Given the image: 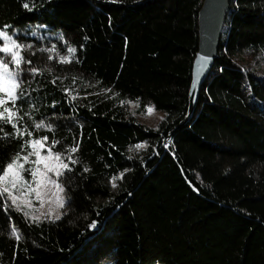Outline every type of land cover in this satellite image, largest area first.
<instances>
[{"label": "trees", "instance_id": "16d2710c", "mask_svg": "<svg viewBox=\"0 0 264 264\" xmlns=\"http://www.w3.org/2000/svg\"><path fill=\"white\" fill-rule=\"evenodd\" d=\"M203 1L0 0V30L76 49L23 77L6 105L25 135L0 125V169L47 136L71 171L57 181L60 219L0 197V264H264V0L230 1L190 112ZM132 102L165 116L147 125Z\"/></svg>", "mask_w": 264, "mask_h": 264}, {"label": "snow or ice", "instance_id": "6c2138e0", "mask_svg": "<svg viewBox=\"0 0 264 264\" xmlns=\"http://www.w3.org/2000/svg\"><path fill=\"white\" fill-rule=\"evenodd\" d=\"M25 9H29V4H23ZM30 10V9H29ZM7 27V26H6ZM0 41H3V45L0 46V53H4L10 56V59L6 63L4 59H0V125L11 124L15 129L14 133L11 135L13 137H23L25 133L17 127V124L14 121L21 120L22 117L19 116L18 111H13V107H15L16 101L20 98V95H23L24 88L22 87V83L20 81L21 72L24 70L21 65L22 63L31 64L30 60H24V58L20 55V52L17 49L22 50L25 46L17 44L15 40L12 39L11 36L7 34L6 31L0 30ZM27 47H31L30 45ZM68 52L70 54L69 57H60L61 63H71V54L76 52L75 48H68ZM14 65L15 70L10 69L9 65ZM28 71L32 74H39L40 69L35 67L29 68ZM47 71H51L48 69ZM55 83V81H53ZM106 91H111L107 89ZM19 92L20 95H17ZM75 99V97H72ZM11 103L13 107H7ZM153 109H148V112H153ZM163 119V118H161ZM37 129L42 127H50L47 126L41 121L35 125ZM2 130V129H0ZM10 134L4 133L3 138H7ZM27 135L31 136V133H27ZM48 141V137L45 136L41 139H32L24 141L21 148V153L24 151L27 154L18 153L14 157L11 158L10 162L6 163L2 169H0V197H4L6 200L11 202V206L18 212H23L25 216H28L29 213L24 212V207L31 208L32 204L28 200H24L23 204L19 201V197L13 195V191L24 192L27 190L28 192H35L37 200H40V192L39 188L42 184H51L53 185L59 193L64 192V188L57 181L59 177L63 175V170L71 171L69 165L63 162L61 153H53L52 148L58 143V141L53 140L50 146L46 147ZM137 148L146 147V145H137ZM42 151H46V155H42ZM69 153H75L78 151V145L76 147H72L68 150ZM69 154L68 160L75 164L76 161L71 159V155ZM34 157V159H33ZM31 165L28 168H25V165ZM42 166V167H41ZM27 171L31 177L32 182L36 184V188L31 186L29 181H26L23 177V172ZM84 171H88L87 168ZM49 173H53L56 179H53ZM120 179L123 178V173H121ZM115 179L113 178V187L116 186ZM64 198L60 195L56 196V204L57 208H62L64 206ZM5 208L8 207L7 204L4 205ZM49 211H53L49 209ZM34 221H38L39 217L32 216ZM55 219H60V214L57 213L55 215ZM12 235L16 237V239H20V235L15 228L12 229Z\"/></svg>", "mask_w": 264, "mask_h": 264}, {"label": "rangeland", "instance_id": "374dc122", "mask_svg": "<svg viewBox=\"0 0 264 264\" xmlns=\"http://www.w3.org/2000/svg\"><path fill=\"white\" fill-rule=\"evenodd\" d=\"M9 36H11L12 39L17 42V44L25 46L22 50L17 49V51L20 52V55L24 58V60H30L29 54L31 53H37L38 56L41 57V60L38 63H33V64L22 63L21 67L24 70L21 72L20 81L23 79V77H29L30 75H32V73L28 71L29 68L35 67L37 69H40V66L42 64H44L45 66H48L51 63L50 58L60 59V57H63L62 51L58 48L52 47L48 49L46 48V46L41 48V46H39L38 43L36 42H31L29 40H19L14 35H9ZM29 45L31 47H27ZM2 59H4L5 62L7 63L8 60L10 59V56L4 54ZM9 67L13 71L15 70L14 65L10 64ZM130 106L132 110L137 114L138 118L142 122L150 126L155 125L161 118L165 116L164 112L157 110L152 105H148L146 110H139L140 106L138 105L137 102H132ZM150 108L154 110L151 113L148 112V109ZM41 154L46 155L47 153L46 151L45 152L42 151ZM30 166L31 165L26 164L25 168H28ZM22 175L26 181H29L31 183V186L33 188L37 187L36 184L32 182L31 177L27 171L23 172ZM49 175L53 179H56L53 173H49ZM38 190L40 192V200H37L35 192H28L27 190H25L24 192L15 191V190L13 191V195H16L17 197H19L18 202H20L21 204H23L24 200H28L31 202L32 204L31 208H28L26 206L24 207V212L29 213L28 217L30 219H32V216H37L39 218L45 215L49 217H55L57 213L61 214V208H57L56 196L60 195L64 198V194L59 193L58 190L51 184H42ZM49 209H52L53 211H49ZM101 264H109V260H105Z\"/></svg>", "mask_w": 264, "mask_h": 264}, {"label": "water", "instance_id": "95a60500", "mask_svg": "<svg viewBox=\"0 0 264 264\" xmlns=\"http://www.w3.org/2000/svg\"><path fill=\"white\" fill-rule=\"evenodd\" d=\"M231 0H204L198 14L199 47L192 66L189 110L193 111L202 82L218 56L224 22Z\"/></svg>", "mask_w": 264, "mask_h": 264}, {"label": "built area", "instance_id": "2783aa9c", "mask_svg": "<svg viewBox=\"0 0 264 264\" xmlns=\"http://www.w3.org/2000/svg\"><path fill=\"white\" fill-rule=\"evenodd\" d=\"M169 144H170V142L166 141L165 142V148H168L169 147Z\"/></svg>", "mask_w": 264, "mask_h": 264}]
</instances>
